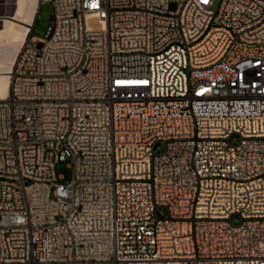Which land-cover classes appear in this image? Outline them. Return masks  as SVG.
I'll use <instances>...</instances> for the list:
<instances>
[{"label": "built area", "instance_id": "2783aa9c", "mask_svg": "<svg viewBox=\"0 0 264 264\" xmlns=\"http://www.w3.org/2000/svg\"><path fill=\"white\" fill-rule=\"evenodd\" d=\"M38 2L0 100V264H264V0Z\"/></svg>", "mask_w": 264, "mask_h": 264}, {"label": "bare ground", "instance_id": "6f19581e", "mask_svg": "<svg viewBox=\"0 0 264 264\" xmlns=\"http://www.w3.org/2000/svg\"><path fill=\"white\" fill-rule=\"evenodd\" d=\"M13 14L0 24V100L8 96L9 74L17 53L27 41L34 25L38 0H14ZM8 7L9 0L3 4ZM9 8V7H8Z\"/></svg>", "mask_w": 264, "mask_h": 264}, {"label": "rangeland", "instance_id": "374dc122", "mask_svg": "<svg viewBox=\"0 0 264 264\" xmlns=\"http://www.w3.org/2000/svg\"><path fill=\"white\" fill-rule=\"evenodd\" d=\"M9 1H10V5H8L9 8L7 6H6V8L8 9V16H12L13 7H14L12 4L15 2H14V0H9ZM219 1L220 0H215L214 6L212 7V9L214 11L217 10ZM1 3L4 4L5 0H1ZM51 15H52L51 6H49V5L42 6L40 13H39V16L36 20L34 30H33V35L35 37H38V38H44L45 37L49 27L52 24ZM55 174L57 177H63L64 180H60V181H62V182L69 181L71 179V175H72V170L69 166V161L59 162L58 164H56Z\"/></svg>", "mask_w": 264, "mask_h": 264}]
</instances>
